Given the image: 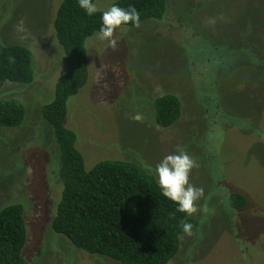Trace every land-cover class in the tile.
<instances>
[{
	"label": "rangeland",
	"instance_id": "374dc122",
	"mask_svg": "<svg viewBox=\"0 0 264 264\" xmlns=\"http://www.w3.org/2000/svg\"><path fill=\"white\" fill-rule=\"evenodd\" d=\"M114 1L95 4L103 11ZM168 2L164 20L118 28L115 50L98 33L88 39L90 77L69 100L67 125L77 132L88 168L123 159L156 176L155 165L177 146L193 158L191 183L204 189L199 204L208 210L193 215L200 225L182 236L171 264H264V0ZM59 3L0 0V49L11 43L29 47L36 70L33 83H7L0 91V99L15 98L27 107L22 126L0 127V209L10 203L25 207L27 264H121L75 248L51 227L63 185L56 138L42 108L66 69L53 27ZM198 36L201 43L234 49L225 71L218 72V89L225 108L246 124L260 119L259 133H244L239 123L204 133L203 118L212 114L196 111L190 74L205 69L184 55ZM198 45L192 44L191 54H198ZM165 93L179 95L184 104L182 118L170 128L158 126L154 117L153 101ZM233 192L245 196L243 208L231 207Z\"/></svg>",
	"mask_w": 264,
	"mask_h": 264
},
{
	"label": "trees",
	"instance_id": "16d2710c",
	"mask_svg": "<svg viewBox=\"0 0 264 264\" xmlns=\"http://www.w3.org/2000/svg\"><path fill=\"white\" fill-rule=\"evenodd\" d=\"M113 4L124 8L135 6L140 13V24L164 20L169 9L168 0H116ZM102 12L89 16L78 0H60L53 22L56 39L64 50L66 69L56 81L52 99L42 108L43 119L51 125L56 138L58 172L63 185L51 227L75 248L90 255L104 256L121 264H171L180 252L185 234L181 220L192 223L193 230L199 227V220L179 212L178 205L163 196L158 178L136 162L107 159L88 168L77 145V132L67 125L69 100L89 81L87 41L99 32ZM122 26L136 27L131 23ZM195 39L190 46H185L184 55L201 62L205 69L199 76L190 74L196 111L204 112V116L212 114L203 118L204 133L212 135L223 123L228 127L239 123L244 133H259L260 119L255 124L247 121L250 126L246 124L241 115L225 108L218 89V72L225 71V60L235 56L231 53L234 49L220 43H201L199 36ZM192 44L194 48L200 44L198 54H191ZM213 65L217 67L216 72L207 76L206 71ZM35 78V59L29 47L11 43L0 49V91L7 83L28 85ZM153 109L157 125L170 128L182 118L184 104L179 95L165 93L154 99ZM26 118L24 102L15 98L0 99L1 128H19ZM206 119L210 122L205 123ZM229 202L234 209H241L246 205V198L233 192ZM27 243L25 207L21 203L3 206L0 209V264H27L24 257Z\"/></svg>",
	"mask_w": 264,
	"mask_h": 264
},
{
	"label": "clouds",
	"instance_id": "9594fccd",
	"mask_svg": "<svg viewBox=\"0 0 264 264\" xmlns=\"http://www.w3.org/2000/svg\"><path fill=\"white\" fill-rule=\"evenodd\" d=\"M79 6L83 8L89 16H92L101 9L93 0H78ZM134 24L140 26V13L135 6L128 8L113 4L102 12V25L98 32L100 40H107L115 50L118 41L114 38V33L122 25ZM196 163L193 158L182 147L177 146V151L168 154L155 165V174L158 177V184L163 196L178 205V211L187 216H193L200 211L207 212V206L202 209L199 201L204 197V189L191 183V173ZM174 218L175 214H171ZM183 232L186 235H193V224L187 220L180 222Z\"/></svg>",
	"mask_w": 264,
	"mask_h": 264
}]
</instances>
